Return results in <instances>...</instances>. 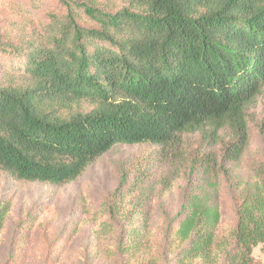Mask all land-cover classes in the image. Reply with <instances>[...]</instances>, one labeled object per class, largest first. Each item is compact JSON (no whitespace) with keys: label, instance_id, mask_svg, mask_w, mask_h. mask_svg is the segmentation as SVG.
<instances>
[{"label":"trees","instance_id":"obj_1","mask_svg":"<svg viewBox=\"0 0 264 264\" xmlns=\"http://www.w3.org/2000/svg\"><path fill=\"white\" fill-rule=\"evenodd\" d=\"M60 1L68 18L50 46L32 45L12 64L34 82L0 84V172L61 186L117 145L151 144L164 161L182 162L183 137L194 133L209 146L224 133L222 161H240L246 111L264 93V0H131L115 13L82 5L92 29ZM219 167L215 158L199 164L202 183L175 216L172 241L186 243L179 256L211 261ZM253 176L236 211L245 254L264 243L263 164ZM8 207L0 204V230ZM142 218L146 226L138 206L127 221Z\"/></svg>","mask_w":264,"mask_h":264},{"label":"rangeland","instance_id":"obj_2","mask_svg":"<svg viewBox=\"0 0 264 264\" xmlns=\"http://www.w3.org/2000/svg\"><path fill=\"white\" fill-rule=\"evenodd\" d=\"M68 1L75 22L85 29L95 24L82 5L115 13L130 8L131 2ZM67 13L60 0H0L1 85L25 87L34 82L29 74L15 72L12 64L24 62L23 50L32 45L49 47ZM246 119L248 144L237 163L222 161L221 148L228 141L224 133L215 146L194 133L183 137L182 162L164 161L151 144L117 145L78 179L61 186L19 180L1 171L0 204L9 207L0 230V264H264V243L245 254L234 236L244 190L254 170L264 165V93L247 109ZM208 158L220 166L221 221L211 261L206 262L179 256L186 243L172 241V232L186 195L202 183L199 164ZM122 174L125 183L118 194ZM138 206L146 226L144 218L128 224Z\"/></svg>","mask_w":264,"mask_h":264}]
</instances>
